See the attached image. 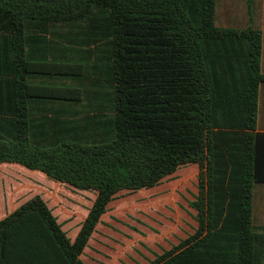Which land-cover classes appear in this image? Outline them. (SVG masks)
Wrapping results in <instances>:
<instances>
[{
    "label": "trees",
    "instance_id": "1",
    "mask_svg": "<svg viewBox=\"0 0 264 264\" xmlns=\"http://www.w3.org/2000/svg\"><path fill=\"white\" fill-rule=\"evenodd\" d=\"M217 4L0 0V165L97 193L73 243L41 195L20 205L0 220V264H84L116 196L190 164L197 227L151 264H264L263 33L219 27Z\"/></svg>",
    "mask_w": 264,
    "mask_h": 264
},
{
    "label": "crops",
    "instance_id": "2",
    "mask_svg": "<svg viewBox=\"0 0 264 264\" xmlns=\"http://www.w3.org/2000/svg\"><path fill=\"white\" fill-rule=\"evenodd\" d=\"M249 6L252 9L251 15ZM217 25L223 28L253 26L262 31L261 68L264 74V0H220L219 5L217 4ZM258 131L264 133V82L260 87ZM181 168L165 178L160 185L152 189L140 190V195H136V192H123L116 196L96 226L79 257L80 260L84 264H151L192 235L197 227L194 219L196 212L190 206L194 198L191 197L192 201L189 202L190 209L194 213H186L178 209V212L173 214L176 218L175 222L158 214L161 211L169 215L165 207L168 204L174 205V202L182 199L178 195V192H182L178 190L179 181L185 177ZM192 168L197 170V180L199 167ZM38 179L33 197L42 196L67 237L72 243L75 242L94 205L97 193L79 191L69 185L50 181L44 174ZM182 219H187L190 226ZM181 226L187 230L185 231ZM48 258L43 264H58L55 259ZM13 262V259H7L1 264H15Z\"/></svg>",
    "mask_w": 264,
    "mask_h": 264
},
{
    "label": "rangeland",
    "instance_id": "3",
    "mask_svg": "<svg viewBox=\"0 0 264 264\" xmlns=\"http://www.w3.org/2000/svg\"><path fill=\"white\" fill-rule=\"evenodd\" d=\"M220 0H218L219 5ZM192 167H198L196 164L183 166L181 171H184V179L179 181L178 195L182 198L174 202V205L168 204L165 208L170 214L158 212L163 217L175 222L176 218L173 214L182 210L186 213H194L189 206L194 195L197 193V170ZM194 170V172H193ZM42 175L41 172L30 171L20 165L3 164L0 165V218L18 208L20 205L28 201L35 194L36 180L39 181ZM50 180V179H49ZM51 181V180H50ZM141 192L137 191L136 195ZM254 222L255 225L260 227L264 225V184L256 185L254 189ZM192 197V198H191ZM184 199V200H183ZM186 200V201H185ZM184 203H183V202ZM191 215V214H190ZM190 221H193L187 216ZM182 221L190 226V222L185 219ZM183 227V226H181ZM186 231L187 229L183 227Z\"/></svg>",
    "mask_w": 264,
    "mask_h": 264
}]
</instances>
